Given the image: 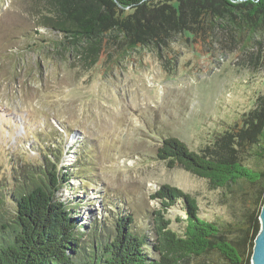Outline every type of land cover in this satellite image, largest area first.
I'll return each mask as SVG.
<instances>
[{"label":"rangeland","instance_id":"374dc122","mask_svg":"<svg viewBox=\"0 0 264 264\" xmlns=\"http://www.w3.org/2000/svg\"><path fill=\"white\" fill-rule=\"evenodd\" d=\"M58 1L0 0V185L43 158L69 170L60 195L80 201L74 210L87 220V254L97 238L113 237L117 209L143 228L160 209L151 195L164 184L192 195L202 218L232 221L238 213L232 195L181 166L169 168L156 150L174 136L199 151L230 125H241L264 94V67L246 68L248 56L226 36L212 42L178 36L160 48L162 58L147 48L88 66L76 51L56 47L60 32L48 9L56 10ZM166 216L182 233V202Z\"/></svg>","mask_w":264,"mask_h":264},{"label":"trees","instance_id":"16d2710c","mask_svg":"<svg viewBox=\"0 0 264 264\" xmlns=\"http://www.w3.org/2000/svg\"><path fill=\"white\" fill-rule=\"evenodd\" d=\"M48 10L60 32L56 47L76 51L88 66L100 57L115 55L117 62L147 48L162 58L160 48L178 36L202 42L226 36L248 56L246 68L264 67V0H59L56 10ZM156 158L207 179L226 198L232 195L235 218L224 224L204 219L192 195L164 184L151 195L160 209L143 228H136L133 214L117 209L113 237L97 238L87 254L82 244L87 220L74 210L80 201L60 195L70 171L43 158L0 185V264H251L264 202V94L241 125H230L212 144L193 151L169 136ZM179 202L185 212L182 233L166 216Z\"/></svg>","mask_w":264,"mask_h":264},{"label":"water","instance_id":"95a60500","mask_svg":"<svg viewBox=\"0 0 264 264\" xmlns=\"http://www.w3.org/2000/svg\"><path fill=\"white\" fill-rule=\"evenodd\" d=\"M260 229L254 239L251 264H264V202L259 214Z\"/></svg>","mask_w":264,"mask_h":264}]
</instances>
